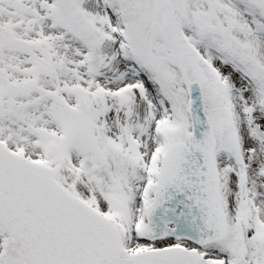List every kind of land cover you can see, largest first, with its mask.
Listing matches in <instances>:
<instances>
[{"label":"snow or ice","instance_id":"obj_1","mask_svg":"<svg viewBox=\"0 0 264 264\" xmlns=\"http://www.w3.org/2000/svg\"><path fill=\"white\" fill-rule=\"evenodd\" d=\"M0 264H264V0H0Z\"/></svg>","mask_w":264,"mask_h":264}]
</instances>
